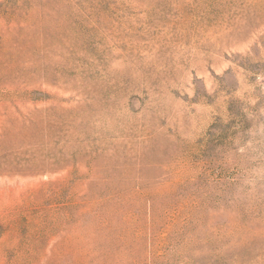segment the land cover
<instances>
[{
	"label": "rangeland",
	"instance_id": "obj_1",
	"mask_svg": "<svg viewBox=\"0 0 264 264\" xmlns=\"http://www.w3.org/2000/svg\"><path fill=\"white\" fill-rule=\"evenodd\" d=\"M0 264H264V0H0Z\"/></svg>",
	"mask_w": 264,
	"mask_h": 264
}]
</instances>
